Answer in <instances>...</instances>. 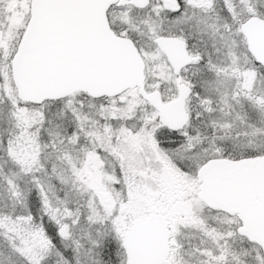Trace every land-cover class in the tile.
Instances as JSON below:
<instances>
[{
    "label": "snow or ice",
    "instance_id": "obj_1",
    "mask_svg": "<svg viewBox=\"0 0 264 264\" xmlns=\"http://www.w3.org/2000/svg\"><path fill=\"white\" fill-rule=\"evenodd\" d=\"M0 264H264V0H0Z\"/></svg>",
    "mask_w": 264,
    "mask_h": 264
}]
</instances>
